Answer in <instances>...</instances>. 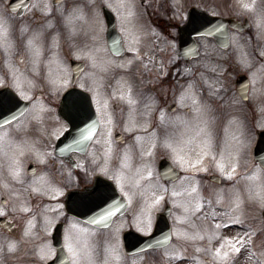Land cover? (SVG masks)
Segmentation results:
<instances>
[{
	"label": "flooded vegetation",
	"instance_id": "obj_1",
	"mask_svg": "<svg viewBox=\"0 0 264 264\" xmlns=\"http://www.w3.org/2000/svg\"><path fill=\"white\" fill-rule=\"evenodd\" d=\"M118 1L125 7L121 8ZM46 6H50L52 10L44 11ZM127 6H131L134 11L133 23L136 28L144 33L141 37L139 56L131 51L128 33L121 31L122 28L128 27L122 23V15L128 10ZM239 8L240 0H103L98 7L89 4L88 0H0V16L6 19V39L10 45L6 47L0 40V68L7 73L11 65L15 71V76L0 80V90L14 93L20 101L10 112L0 116V131L9 132L8 142L13 145L8 164L15 155L26 180L31 181L47 173L52 182L64 190L63 196H50L33 191L27 183L18 182L13 186V191L19 193V196H13L12 192L4 190L0 185V208H6L10 196L18 203L26 202L33 210L57 202L64 205V215L57 219L53 230L47 233L56 253L46 260V264H50L58 254H65L68 258L55 264H74L75 258L64 246V232L73 217L81 223L82 228L89 229L88 232L101 235L113 233L115 241L117 238L120 241V254L128 264H136L145 256L148 264H187L189 255L181 247L185 237H176L174 230L179 227L195 232L187 222L173 218L182 214L181 207L174 205L169 196H165L162 206L160 204L152 210V231L141 233L134 226L133 220L143 209L145 197L136 194L131 203H128V197L121 192L116 177L117 170L121 168L124 151L131 149L132 168L154 161L156 171L166 184L174 177L194 176L201 181L202 190L207 195L209 186L218 187L221 183L227 186L234 182L228 177L220 176L211 168L206 173L197 171L201 163H195V155L188 156L192 167L180 169L167 152L159 147V141L150 140L156 132L160 137L162 135L161 112L167 117L187 112L192 107L190 98H186L183 103L180 100L190 83L194 85V91L200 100L210 99L220 114L215 127V140H228L237 136L242 142L250 144L244 151V158L248 159L250 155L251 163L264 165V97L258 98L259 94L257 97L252 95L251 73L242 68V57L246 56L248 59L246 54L250 49L255 50L257 38L250 18L242 15ZM74 10L82 11L84 16L68 23L65 15H73ZM193 14L202 26L188 24ZM100 22L103 24L102 32L99 31ZM34 36L35 44L40 48L38 57L34 55V47L28 44ZM98 36L103 46L118 59L107 69L95 72L93 79L85 76V73L90 71L89 59L75 53L97 46ZM114 40L120 46L119 51L113 46ZM57 59L67 66V78L70 83L63 87L53 84L50 79V67L54 71H62L56 63ZM128 61L132 62L129 66H121ZM194 63L195 73L185 72V67ZM16 76L24 78L22 90L30 99L20 95L21 89L16 87ZM122 80L132 88L138 101L135 106L136 122L146 124V128L127 131L132 106L118 95L124 90L120 84ZM29 81L31 83H28ZM81 84L84 87H81ZM76 89L90 94L96 116L102 115L96 106L97 93L101 103L108 101L104 114L111 112L114 119V149L110 158L105 156L106 146L103 141L106 133L103 126L80 146H73L71 149L65 147L71 144L73 139H78V130L84 127V124L78 121L74 124L72 120L59 115L63 94ZM212 89L215 90L216 96L209 95ZM225 96L242 101L239 106V118L231 123L228 122L226 110L221 107ZM153 99L157 101L155 105L150 104ZM40 101L46 105L41 117L27 123L28 117L34 114L30 110ZM145 105L152 109L147 117L144 116L147 111ZM13 116L17 118L15 121H12ZM6 119L12 121L11 125L4 123ZM22 123L29 125V134L21 127ZM137 135L145 137L142 143L135 140ZM25 138L30 139L27 141ZM153 143L155 148H152ZM2 146L3 144L0 148ZM62 148H65V151H60ZM150 149L152 155L144 157L142 153ZM37 151L50 153L46 162L38 158ZM106 160L107 169L101 171ZM226 165L228 167L227 161ZM169 169L172 171L169 172ZM246 170L245 166L238 167L237 176ZM108 185L115 190V199L126 204V207L114 213L107 226L91 223L95 211L89 212L84 207L76 211L71 210L78 199L77 194L93 190L97 193L104 192ZM130 191L133 190L127 185L124 192ZM213 208L220 215L212 216ZM213 208L205 204L192 219L200 224L197 217H203L210 227H215L217 223L222 224L233 229L238 235H264V227L255 230L258 218L252 215L256 211L254 206L245 204L242 207L241 210L245 214L243 223L235 219V222L229 223L225 217L232 214L225 205H213ZM31 216L36 217V236L31 239L38 244L43 239V215H36L32 211L22 215H17L11 210L0 212V232L18 238L24 232L27 219ZM260 216H264V212H260ZM160 217L163 218L162 232L156 238V235L153 236ZM205 239L207 240V237ZM156 241H159V244H156ZM85 244L80 242L84 249ZM149 245L152 246L151 251H147ZM172 246L183 249L184 254L169 260L165 252ZM96 248V254L100 258V241L96 242ZM141 249L146 251L141 252ZM203 255H206L205 252L198 251L196 260ZM209 260L210 257H207V262ZM79 264H84L82 259ZM215 264H219V260L215 261Z\"/></svg>",
	"mask_w": 264,
	"mask_h": 264
},
{
	"label": "snow or ice",
	"instance_id": "obj_2",
	"mask_svg": "<svg viewBox=\"0 0 264 264\" xmlns=\"http://www.w3.org/2000/svg\"><path fill=\"white\" fill-rule=\"evenodd\" d=\"M121 7H125V5H120ZM240 6L243 9H254L255 4L254 0H240ZM128 10L123 13L122 15V23L127 24V28H122V32H127L130 40V47L131 51L137 56H139L141 52V45L142 40L141 37L144 35V33L137 29L135 24L133 23L134 18V11L132 10L131 6H127ZM46 12H50L52 9L50 6H46L44 9ZM84 13L79 10H74V14L69 16V23L76 20L77 18L83 17ZM264 20V18H262ZM6 19L3 16H0V40H2L6 47H10L8 44V41L6 39V36L8 34V28L6 27ZM188 24L190 26H202L200 20L197 18L195 14L191 17V19L188 21ZM221 28L223 25L220 26ZM195 30V27L192 29ZM99 31H103V24L100 22L99 24ZM37 36L39 34H36ZM35 36L28 41L29 45H32L34 47V55L38 57L40 55V48L38 45L35 44ZM99 39V36L97 37ZM113 46L116 47V50H120L119 44L114 40ZM103 50V45H97L94 46L91 49L88 50H78L75 54L77 56H83L88 58L91 61V64L94 67H100L103 69H107L113 61L110 58H102L99 56V53ZM242 61L244 63H247V58L242 57ZM51 64V61L49 62ZM57 65L59 66V69H62V71H54L52 67L49 68L50 73V79L53 84H56L60 87L66 86L70 83V80L67 78V66L62 64V62L57 59L56 60ZM131 61H128L125 64H122L121 66L127 67L131 64ZM11 66V65H10ZM187 71V69H185ZM15 74V73H14ZM95 75V72H89L85 73V76L87 77H93ZM28 83H31L29 81ZM120 84L123 91H120L118 95L122 96L129 105L132 106L131 111L129 113V121L127 126V131L132 132L138 128H146V124H139L136 122V116H135V106L137 105L138 101L133 95L132 88L127 85L126 81H120ZM81 87H84L83 84L80 85ZM16 87L18 89H21L20 95L24 96L25 99H30V97L22 90L24 87V78L21 76H16ZM72 93H69V97L65 99V108H66V115L68 116L69 120H72L75 124L77 121L80 124H84L83 128H80L78 130V139H73L71 144L66 145L65 147L67 149H71L73 146H80L84 141L89 140V138L93 137V132H99L100 127L103 126L105 128V137H104V144H105V156L111 157L114 149L113 145V125H114V119L111 114V112H107L106 115L104 114L105 109L108 107V101L104 100L103 103H101L100 95L97 93V110L102 113L101 116H97L95 120L91 119V116L93 113L91 112V102L87 99V97L81 93L79 95V98L76 100H73ZM186 98H190L193 104H198L200 101V98L196 95L194 91V85L189 84L187 89L182 93L180 100L181 102H184ZM19 100L17 99L16 95L8 90L0 91V116H2L5 112H10L12 107H15L19 104ZM46 108V105L43 103V101L38 102L36 105L33 106V108L30 110L34 113V117L36 119H39ZM145 108H148V105H145ZM160 118L163 120L165 119V113H160ZM17 118L15 116L12 117V121H15ZM12 121L5 120L4 123L6 125H11ZM86 121H90V123H86ZM17 126H19L17 124ZM71 127V125H70ZM154 135V134H153ZM145 139L144 136L137 135L135 137L136 141L143 142ZM232 139L236 142L237 145H239L240 140L237 136H232ZM9 141V132L7 130L0 131V145L4 144L5 142ZM169 148L172 149V151L175 154V157L177 160H179L182 164H184L187 167H192L193 164L189 163L188 157L185 156L183 153L181 146L178 144H174L172 141H166L165 142ZM155 143H153L152 148H155ZM17 147H21L20 145H17ZM206 148L210 147V145H206ZM60 151H65V148L60 149ZM50 153H43L37 151V156L41 161L46 162L47 157ZM152 151L151 149L147 152H144L145 156H151ZM206 154V153H205ZM238 154V153H237ZM132 155H131V149H126L123 153V159L121 160V168L117 170V180L120 185V190L123 192L125 196L128 197V203H131L132 198L136 195V192L130 191V192H124V188L127 185H132L133 187L140 190V195L145 197V204L141 212L134 217L133 223L134 226L138 229L139 232L145 233V232H151L153 228V222H152V210L155 209L157 206L161 204L162 201H164L165 196L163 194H157L156 192L151 191L152 185L150 183L154 173L151 168V164L145 163L142 164L140 167L135 168L134 174H130V170H132ZM202 162L201 159H197L195 161L196 164H200ZM218 167L221 169V171H224L225 175L227 176H233L236 174V169L239 167L238 161L236 163H233L230 168L227 167L225 159L222 157L221 160L217 161ZM83 165H81L82 167ZM107 169V160L105 162V167L101 168V171H106ZM9 171L10 174L16 178L17 180L23 179V169L20 166L19 159L17 156L13 155L11 158V163L9 164ZM172 170L169 169V172ZM264 174V169L257 168L256 171H254L248 179L252 182H255L259 177ZM31 187L33 191L37 193H44L46 195H53L56 194L57 196H63L64 190L59 187L58 185L54 184L52 180L49 178L47 173H44L38 177H35L32 181ZM174 195H179L178 193H173ZM15 196H19V193H14ZM78 199L74 202L72 205L71 210L76 211L81 207H84L89 212L95 211V214L91 217V223L93 225H104L107 226L108 223L111 221V218L113 217L114 213L119 212L121 209L126 207V204L120 203L117 199H115L116 193L115 190L112 189L111 185L107 186V190L104 192L97 193L95 190L88 191L84 193H79ZM222 199V197H221ZM235 203L237 209L240 208L242 204V200L239 196L235 197ZM177 204H181L182 201L177 200ZM103 205V207H101ZM19 208L24 213H29L31 211V208L26 202H20ZM46 211L43 213V229L46 233L51 232L53 228L56 225L57 219L59 217H62L64 215L63 209L64 205L57 202L54 205H47ZM6 208H0V212H6ZM241 215H238L235 219V221H239L243 223V220L241 219ZM176 219L178 221H185L187 219L184 215H177ZM234 220L231 221L235 222ZM36 226V217L31 216L29 219H27V226L24 229V235L27 237H33L36 236V232L34 231ZM222 227V225L217 224L216 225V231L213 233H210V238H215L220 235L219 229ZM89 229L82 228L81 223L78 222V220L73 217L67 224V228L64 232V240H65V247L67 248L68 252L71 253V256L75 258L74 264H79V261L83 258V256H87L89 261L91 262V250L85 251L84 248L80 246V241L83 238V234L88 232ZM119 235V230L117 229V237ZM174 235L176 237H185L190 239H198L202 237V233L200 232H189L184 228H176L174 230ZM167 239V237H166ZM227 240V247L225 244H221L219 247H216L214 249V255L219 260L224 262V264H228V262L231 260V253L236 252L239 253L241 251V248L243 247L244 243L247 242L245 236H240L239 238H226ZM233 240L235 242L233 243ZM156 244H159V241L155 242ZM19 246V241L16 239H8L7 241V247L9 250L15 251ZM120 241L117 238L115 244H110L108 247V255L114 259V264L118 262L121 259L120 251H119ZM152 246L149 245L147 251H151ZM145 249H141V252H145ZM36 253L39 256V258L43 260H47L50 256L55 255L56 249L53 246L52 242L47 239L43 238L40 240V242L36 245ZM183 249H179L175 246L170 247L166 250L165 255L169 258V260L179 257L183 255ZM136 264H148L147 257L145 256L141 260H138Z\"/></svg>",
	"mask_w": 264,
	"mask_h": 264
},
{
	"label": "clouds",
	"instance_id": "obj_3",
	"mask_svg": "<svg viewBox=\"0 0 264 264\" xmlns=\"http://www.w3.org/2000/svg\"><path fill=\"white\" fill-rule=\"evenodd\" d=\"M89 4L96 7L103 0H88ZM254 9H243L241 6L239 10L242 15L248 16L250 22L253 26L257 38V44L255 50L251 49L246 54L248 59L247 63L242 64L243 70H247L251 73L252 77V95L258 98L264 97V0H254ZM63 12V9H61ZM70 14L65 15L66 21L69 23ZM49 25L51 22H48ZM96 43L98 45H103L102 40L97 39ZM29 44V43H28ZM102 58H110L113 63H116L118 58H114L112 54L103 46V50L99 53ZM199 63V62H196ZM196 63L185 67L188 73H195ZM184 69V70H185ZM105 69L100 67H94L90 61V71L89 72H99ZM88 72V73H89ZM206 83H211V81H206ZM192 84V83H190ZM210 96H216L215 90L212 89L209 93ZM219 99V97H217ZM264 102V100H262ZM156 100H151L150 104L155 105ZM183 103V102H182ZM242 101L235 99L230 96H225L222 101L221 107L226 110L228 116V122L231 123L239 118V106ZM151 107L148 106L147 111L144 112V116H149L151 114ZM220 118V114L217 112L216 105L212 103L210 99L200 100L198 104H193L192 107L187 112H179L173 115H168L165 119L160 118V124L163 128L162 135L159 140V147L167 152V154L172 158L175 165L180 169H188L190 167L185 166L179 160L176 159L174 152L171 148L167 146L166 141H172L174 144L181 146V149L186 157L189 155H195L197 159H201V167L197 169L199 172H209L210 168L219 173L222 177H228L234 182L230 185L225 186L221 183L218 187L209 186V191L207 195L202 190L201 181L194 176H179L174 177L170 183H165L164 179L155 168V162H150L151 168L153 170V177L150 181L152 188L151 191L157 194H163L164 196H169L174 205H179L182 209V214L187 217L185 222L191 227L194 232L202 233V237L199 240H204L207 237L208 246L206 249L197 248V251H203L207 256L210 257L208 264H215L218 259L214 255V249L209 234L216 231L215 227H210L203 219V217H197L200 220L198 225L192 218L199 213L200 209L208 204L210 208L213 205H225L229 209V215L225 217L230 223L238 215H241V219L244 222V212L241 210L245 204L254 206L256 211L252 214L254 217L258 218L257 226L255 230L264 227V216H260V212H264V174H262L259 179L252 182L248 177L256 171L257 168L264 169V165L258 166L251 163V157L249 155L248 159L244 158L245 149L249 148L250 144L242 142L240 140L239 145L232 139V137L225 143H223L220 151H214L215 146V127L216 123ZM206 145L210 147L206 148ZM13 148L9 142H5L0 148V185L3 189L12 192L14 196L13 186L16 183H27L32 184V181L26 180L23 177L22 180H17L14 178L9 171L8 159L10 152ZM206 153V154H205ZM238 153V154H237ZM144 157V153H142ZM152 155V154H151ZM224 158L228 162V167H231L233 163L238 161L239 167L245 166L247 170L237 176V172L233 176L225 175L224 171L217 165V161ZM250 165V167H247ZM135 169L130 170V174H134ZM207 183L206 181L204 182ZM132 190L136 194L140 195V190L130 185ZM178 193L179 195H174L173 193ZM239 196L242 200V204L239 209L236 207L235 197ZM222 197V199H221ZM182 201L181 204H177L176 201ZM163 201L161 202L162 206ZM6 209L11 210L17 215H22L24 212L19 208V203L16 202L12 196L9 198V202H6ZM36 215H43L46 211L45 208L39 210H33ZM212 216L220 215L213 208L211 212ZM177 216L173 218L176 219ZM177 220V219H176ZM163 226V218L161 221ZM254 230V231H255ZM254 234V233H253ZM43 238H47V233L43 232ZM8 239H16L19 241V246L15 251L9 250L7 247ZM37 243L33 242L31 237L24 235V232L18 237L14 238L6 233L0 232V264H46V260H41L36 253ZM173 247V246H172ZM61 251H63L61 249ZM254 256L251 264H264V253L256 254L255 250L251 254ZM203 264V261H201Z\"/></svg>",
	"mask_w": 264,
	"mask_h": 264
},
{
	"label": "rangeland",
	"instance_id": "obj_4",
	"mask_svg": "<svg viewBox=\"0 0 264 264\" xmlns=\"http://www.w3.org/2000/svg\"><path fill=\"white\" fill-rule=\"evenodd\" d=\"M119 6L121 5V2L118 1ZM121 7V6H120ZM122 8V7H121ZM90 61V60H89ZM8 72L6 73L3 69L0 68V80L5 79L9 76H15V71L12 67H8ZM94 79V76L92 77ZM35 119L34 114L30 115L28 117L27 123L32 122ZM27 123H22L21 127L29 134V125ZM30 138H25V140L29 141ZM230 139V138H229ZM228 139V140H229ZM150 140H153L155 142H158L160 140L159 134L156 132L154 135L152 134V138L150 137ZM226 139H220L215 140V146L214 151H220V149L223 146V143L227 142ZM199 225V224H198ZM222 225V224H220ZM220 235L214 238V242L211 241V244L214 248L219 247L222 243L226 245L227 247V240L226 238H239L240 236H245L246 241L241 248V251L239 253L233 252L231 253V260L228 262V264H251V261L253 260L254 256L251 255L253 253V250H255L256 254L264 253V235H238L233 229L231 230L228 226H223L219 229ZM190 232V231H189ZM103 234V233H102ZM96 234L94 232H86L83 234V238L80 242H85V251L91 250V262L89 261L88 257L85 255L82 258V262L84 264H114V259L111 258L108 255V248L106 245L115 244V237L113 233H104L103 235ZM100 241L101 243V255L100 258L96 254L97 248H96V242ZM235 240H233V243ZM95 243V245H93ZM208 246V242L206 239L200 241L198 239H190L185 238L183 244L181 245L182 248H184V251H187V257L189 259L187 260V264H201V261H203V264H208L207 262V255H203L201 258H198V261L196 260V254H197V248H203ZM121 255V254H120ZM193 255L194 257H192ZM116 264H128L126 260L122 257L121 259L116 262ZM149 264H152L151 262ZM219 264H224V262L219 261Z\"/></svg>",
	"mask_w": 264,
	"mask_h": 264
},
{
	"label": "water",
	"instance_id": "obj_5",
	"mask_svg": "<svg viewBox=\"0 0 264 264\" xmlns=\"http://www.w3.org/2000/svg\"><path fill=\"white\" fill-rule=\"evenodd\" d=\"M69 93H72V99H78L79 98V95L81 94V93H83V92H81V91H71V92H68L65 96H64V98H63V100H62V104H61V108H60V114L63 116V117H65V118H67L68 116L65 114L66 113V108H65V99L66 98H68L69 97ZM83 94H85V93H83ZM68 119V118H67Z\"/></svg>",
	"mask_w": 264,
	"mask_h": 264
}]
</instances>
